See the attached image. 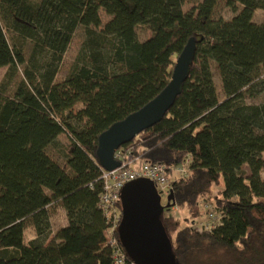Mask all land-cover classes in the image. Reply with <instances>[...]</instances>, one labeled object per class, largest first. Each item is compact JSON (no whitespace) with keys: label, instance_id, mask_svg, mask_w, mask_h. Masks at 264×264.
Segmentation results:
<instances>
[{"label":"trees","instance_id":"1","mask_svg":"<svg viewBox=\"0 0 264 264\" xmlns=\"http://www.w3.org/2000/svg\"><path fill=\"white\" fill-rule=\"evenodd\" d=\"M184 3L0 0L4 84L23 68L11 96L0 89V264H111L97 205L103 186L97 139L168 85L192 37L196 51L182 92L159 123L124 147L163 164L173 179L175 207L187 217L181 225L164 214L161 225L177 264H264V103L245 104L264 95V18L252 21L264 0H225L235 14L227 21L211 19L205 3L189 11ZM100 10L110 16L101 28ZM79 26L83 42L64 80L56 82ZM137 27L151 36L141 41ZM61 134L68 136L63 166L45 152L59 147ZM206 150L215 153L213 165ZM189 157V175L173 178L174 167ZM213 188L220 190L211 196ZM202 200L221 215L212 230L197 228ZM59 201L72 210L71 223L48 241ZM26 222L35 232L27 244Z\"/></svg>","mask_w":264,"mask_h":264},{"label":"water","instance_id":"2","mask_svg":"<svg viewBox=\"0 0 264 264\" xmlns=\"http://www.w3.org/2000/svg\"><path fill=\"white\" fill-rule=\"evenodd\" d=\"M195 46L196 40L192 37L176 57L168 85L155 98L101 133L97 139L95 156L102 170H115L119 166L113 157L115 151L159 123L169 111L189 76ZM120 193L122 219L117 238L129 260L137 264H177L170 240L161 225L164 210L176 205L173 190L164 206L160 203V193L156 191L153 181L145 178L128 182Z\"/></svg>","mask_w":264,"mask_h":264},{"label":"built area","instance_id":"3","mask_svg":"<svg viewBox=\"0 0 264 264\" xmlns=\"http://www.w3.org/2000/svg\"><path fill=\"white\" fill-rule=\"evenodd\" d=\"M138 137L139 135L134 140L138 139ZM113 157L119 162V166L115 170L107 171L99 167V170H101L100 181L103 186L97 205L106 223V247L111 252V264H137L129 260L117 238L118 226L122 219L120 190L128 182L145 178L153 181L156 191L160 193L161 200L166 202L171 192V182L173 179L169 177L167 169L163 164L148 163L139 156H135L132 146H122L115 151ZM191 161L192 158L189 157L182 164L175 166L172 171L173 178H186L190 172L189 165ZM89 188L92 190L91 186ZM217 192L218 190L213 189L211 196L216 195ZM200 206L204 213V220L197 224L198 230H212V228L218 226L221 215L216 211L214 203L202 200ZM170 209L174 210L176 207Z\"/></svg>","mask_w":264,"mask_h":264},{"label":"rangeland","instance_id":"4","mask_svg":"<svg viewBox=\"0 0 264 264\" xmlns=\"http://www.w3.org/2000/svg\"><path fill=\"white\" fill-rule=\"evenodd\" d=\"M33 2H37L40 0H30ZM200 3H205L209 7V12H210V18L215 19L218 17H221L223 20L227 21L230 20L235 14L227 7L225 6V0H185V3L183 5V10L184 11H189L192 7L197 6ZM99 16L101 18V25L99 28H101L106 22L109 21L110 16H107L102 10L99 11ZM264 18V9H257L254 12V15L252 17V21L255 23H262V20ZM1 24V22H0ZM138 38L141 41H145L148 39L149 36H151V32L148 30L142 28V27H137L136 29ZM7 38L9 42L11 43V33L7 32ZM84 38V29L82 27H77L76 31L74 32V35L72 37L71 43L66 51V54L63 58V61L61 63V67L57 75L55 76L56 82H61L64 80L65 76L67 75L70 67L72 66V62L74 61L77 51L79 50L82 40ZM31 43L27 41V44L25 45L24 52L27 55L28 51L30 49ZM210 69L213 74V82L215 83V89H216V94L218 95V98L220 100H223L224 94L222 92V83L220 82V77H219V71L217 70V67L214 62L210 63ZM8 71V68H0V89L5 93V96H11L13 94V90L19 80H21L22 77V71L23 68L19 67V70L17 71L16 76L13 78L14 80L10 84H4V76L5 73ZM262 78L264 79V69L262 72ZM4 84V85H3ZM259 103H264V95H260L258 97L253 98H246L245 99V104L249 105H254V104H259ZM79 107V106H78ZM58 143L59 147H52L49 146L46 148V155L53 160L54 162H57L60 166H63L65 160H64V149L63 146L67 145L68 143V136L61 134L58 137ZM206 157L209 165H213L216 161L215 153H213L211 150H206ZM262 158L264 160V153L262 154ZM261 178L264 180V170H261L260 172ZM174 176V175H173ZM214 190H220V188H213ZM161 205L164 206L166 205V202L161 200ZM201 203V202H200ZM202 210V209H201ZM203 213V210H202ZM165 214V215H164ZM164 217L167 218H174L175 220L179 221V224L184 225V222L182 220L187 217V214L185 212H180L179 210L176 209H168L165 210L163 213ZM203 215L201 216L203 218ZM72 217V210L66 206V204L62 201H59L56 205V212L51 215V231L52 234L50 235L49 240H51L57 230L62 227H67L71 223V218ZM201 217L199 218L201 220ZM196 220V225L200 223V220ZM170 223V221H169ZM168 226L169 228H172V221ZM24 243L27 244L29 241H31V237L33 235L32 232V227L29 222H26L25 228H24Z\"/></svg>","mask_w":264,"mask_h":264},{"label":"crops","instance_id":"5","mask_svg":"<svg viewBox=\"0 0 264 264\" xmlns=\"http://www.w3.org/2000/svg\"><path fill=\"white\" fill-rule=\"evenodd\" d=\"M200 220V219H199ZM204 220V216H203V218L201 217V220L200 221H203ZM199 221V222H200ZM32 227V226H31ZM32 232H33V235H32V237L30 238L31 240H33V239H35V232H34V229L32 228Z\"/></svg>","mask_w":264,"mask_h":264},{"label":"bare ground","instance_id":"6","mask_svg":"<svg viewBox=\"0 0 264 264\" xmlns=\"http://www.w3.org/2000/svg\"><path fill=\"white\" fill-rule=\"evenodd\" d=\"M106 240H107V237H106ZM106 246V245H105Z\"/></svg>","mask_w":264,"mask_h":264}]
</instances>
